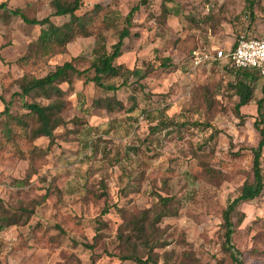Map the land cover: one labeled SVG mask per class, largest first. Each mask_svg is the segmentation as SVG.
I'll return each instance as SVG.
<instances>
[{"label": "rangeland", "instance_id": "374dc122", "mask_svg": "<svg viewBox=\"0 0 264 264\" xmlns=\"http://www.w3.org/2000/svg\"><path fill=\"white\" fill-rule=\"evenodd\" d=\"M248 1L84 0L76 15L88 19L93 35H74L63 53L29 62L41 28L21 16L61 28L69 18L53 16L52 0H0V113L7 106L27 124L15 147L23 156L0 146V217L21 223L29 214L26 225L0 230V264H137L121 261L131 254L146 264H234L222 250V213L252 182L249 150L259 141L253 123L264 78L250 83L240 121L238 76L223 62L193 69L190 55L258 36L264 0H254L252 19ZM140 2L115 62L122 75L103 80L116 90L62 84L63 125L50 140L33 138L38 124L23 105L50 102L20 96L23 76L40 78L65 62L88 70L93 50L104 44L111 52ZM107 15L114 19L106 27ZM231 222L242 264H264V190L240 204Z\"/></svg>", "mask_w": 264, "mask_h": 264}, {"label": "trees", "instance_id": "16d2710c", "mask_svg": "<svg viewBox=\"0 0 264 264\" xmlns=\"http://www.w3.org/2000/svg\"><path fill=\"white\" fill-rule=\"evenodd\" d=\"M83 1L84 0H71V2L69 3H63L60 0H52V6L55 10L53 16L69 18L68 23L62 28L54 26L50 22L49 18H45L43 20H27L21 16L22 20L26 24L39 26L41 28V33L38 35L36 41L31 46L32 55L29 58V62H37L41 60L46 61L56 54L63 53L66 45L74 38V35L83 38H87L93 35L92 33L87 32L91 31L88 27V19L84 16L76 15V12L80 9ZM141 3L142 2L132 7L128 14L125 16V26L122 30L119 31L118 40L114 45H112L110 53L106 52L104 44H101L98 48L93 50L95 58L92 61L89 69L93 71L94 75L91 78H88L86 76L89 69L78 71L73 67L72 62H65L62 65L55 67L54 70L49 71L48 73H46V75L40 78L27 79L25 76H23L22 81L24 82V84H21L22 86L20 87V96L26 97L29 94L33 93L35 95L43 97L46 101L50 102V104L46 106H41L35 103L23 105L24 110H26V114L36 118V122L38 124L37 128L32 130L33 138L37 139L44 137L50 140L53 137L54 130L60 125H63V120L60 117V114H62V112L67 108V100H64V98L67 96V92L60 88L62 84H66L68 88H71L73 87L75 81H80L84 85L91 83L95 87L106 93H112L116 90L114 86L105 85L103 83V80L105 78H119L122 75L124 67L122 65H116L115 62L116 59L121 56L123 41L130 36L129 30L132 27L133 17L138 12ZM253 7L254 0L248 1L247 8L250 11L249 17L251 19L253 18V14L251 13ZM113 19L114 18L109 17V15L103 17L106 27L110 22L113 21ZM93 20L95 21V18H93ZM97 39H100L102 41L103 37L99 36L97 37ZM191 58L192 52L190 55V59ZM218 62L219 61L212 62L210 64H204L200 67L210 66ZM229 70L234 71V74H236L239 78L241 89L245 90L244 98L235 107L237 118L240 121H243L245 119V116L241 115L239 110L249 101L252 92L250 83L256 78L264 77L259 76L258 73L254 70H234L231 68H229ZM125 71L127 72V70ZM97 103H100V101H97ZM103 103V105H105L107 109L111 108L110 102L104 101ZM262 103H264V87L263 98L257 104L258 119H256L253 123V128L259 136V141L256 147H253L249 150L252 155V182L247 183L242 187L239 196L234 198L222 213V227L224 229L222 250L224 253L228 254L230 260L234 264H242V261L240 259L239 253L232 246V237L234 234V226L231 222L232 214L235 213L236 208L240 204L258 198L264 190V175L262 169V150L264 148V116L261 113ZM119 106L120 105L117 104L118 108ZM9 114L7 106L4 108L3 112L0 113V117L7 115L6 117L9 118V122L8 124H6L5 129L0 130V136L2 135L0 137V146L3 145L6 149H9V151H14L17 155L23 156V151H19L15 147H18L19 144V133L22 130L26 129L27 124L23 119L13 117ZM14 148L16 150H14ZM32 152L37 156L39 155V151L36 150V148H33ZM103 212L106 213V211ZM27 216H29V214L26 215V218H24V221L21 223L19 222L20 218L14 219V216H9V218L11 217V220L9 218L6 219L4 216L0 217V230L7 226H17L20 224L22 226L26 225L28 219ZM159 218L160 217H158L157 219ZM238 222H240V220H238ZM137 231L140 236L143 233V228L137 227ZM128 260H133L137 264H146V262L141 261L134 254L121 258V261Z\"/></svg>", "mask_w": 264, "mask_h": 264}, {"label": "built area", "instance_id": "2783aa9c", "mask_svg": "<svg viewBox=\"0 0 264 264\" xmlns=\"http://www.w3.org/2000/svg\"><path fill=\"white\" fill-rule=\"evenodd\" d=\"M223 62L234 70H254L264 77V27L258 36L240 37L229 51L211 48L209 51L195 50L190 63L193 69L212 62Z\"/></svg>", "mask_w": 264, "mask_h": 264}, {"label": "crops", "instance_id": "0c3cea01", "mask_svg": "<svg viewBox=\"0 0 264 264\" xmlns=\"http://www.w3.org/2000/svg\"><path fill=\"white\" fill-rule=\"evenodd\" d=\"M261 31H262V30H261ZM261 31H260V32H261Z\"/></svg>", "mask_w": 264, "mask_h": 264}]
</instances>
